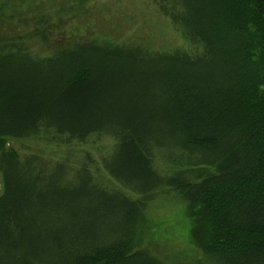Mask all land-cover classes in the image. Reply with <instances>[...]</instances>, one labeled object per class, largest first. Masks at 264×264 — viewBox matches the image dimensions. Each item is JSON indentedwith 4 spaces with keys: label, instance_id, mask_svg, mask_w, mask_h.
<instances>
[{
    "label": "trees",
    "instance_id": "trees-1",
    "mask_svg": "<svg viewBox=\"0 0 264 264\" xmlns=\"http://www.w3.org/2000/svg\"><path fill=\"white\" fill-rule=\"evenodd\" d=\"M91 1L0 0V264H171L162 194L192 223L178 264H264V0H125L181 31L170 51L79 34Z\"/></svg>",
    "mask_w": 264,
    "mask_h": 264
},
{
    "label": "rangeland",
    "instance_id": "rangeland-1",
    "mask_svg": "<svg viewBox=\"0 0 264 264\" xmlns=\"http://www.w3.org/2000/svg\"><path fill=\"white\" fill-rule=\"evenodd\" d=\"M112 2H115V7ZM120 2L121 0H92L83 9L72 29L77 30L79 34L100 33L112 41L145 44L159 50L170 51L185 45L181 31L176 29L168 18L155 15L154 9L152 11L145 7L146 1L133 7L127 6L125 0ZM66 28L71 29L68 25ZM44 136L11 138L6 144V150H16L21 158L42 153L52 146V142ZM1 189L0 173V193ZM147 223L148 232L150 231L148 238L155 254L166 258L171 264H178L180 260L191 262L197 257L195 244L191 240L194 233L192 223L186 214L185 204L177 201V197L162 194L151 201L147 209Z\"/></svg>",
    "mask_w": 264,
    "mask_h": 264
}]
</instances>
